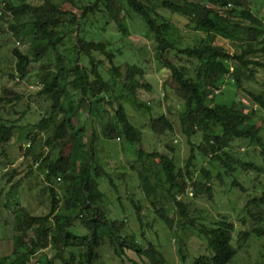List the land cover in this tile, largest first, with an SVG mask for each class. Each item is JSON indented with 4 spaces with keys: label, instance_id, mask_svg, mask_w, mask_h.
<instances>
[{
    "label": "trees",
    "instance_id": "1",
    "mask_svg": "<svg viewBox=\"0 0 264 264\" xmlns=\"http://www.w3.org/2000/svg\"><path fill=\"white\" fill-rule=\"evenodd\" d=\"M246 1L163 0L160 7L185 16L194 29L206 33L205 40L199 43L175 46V38L170 39L174 32L171 22L148 0H93L82 7L74 3L76 7L82 8L80 15L52 0H0V19L8 23L11 31L27 37L30 42L28 53L18 47L12 51L17 76L24 78L33 63L51 54L54 68L41 73V89L38 94L51 101L50 109L46 110L48 117L57 112L63 117L54 128L52 136L47 139L48 144L57 141L62 144L61 148H57V156L47 163L45 174L48 181L53 177L62 180L63 199L50 187V209L47 214L30 215L23 211L16 215L13 251L5 264H29L33 258H36L35 264H97V248L105 238L109 240L118 258L122 259L125 249L131 248L150 264H167L155 244L149 242L146 247L137 246L133 237L124 233V220L113 217L102 208L105 194L99 189V179L106 178L111 188L116 185L110 173L95 163L92 120L89 119L88 126L74 121L85 101L89 104L90 115L94 114L102 122V131L107 139L122 138L129 145L139 146L134 152L135 163L139 167L136 164L132 167L147 197H154L156 191L161 189L163 197L176 208V220L168 216L165 207L158 206L155 209L172 234H175V227L183 226L194 230L203 239L206 253L195 257L189 264H228L233 260L236 253L232 245L235 229L233 222L220 219L209 226L204 222L199 224L188 215L187 205L178 199L186 191L187 180L193 176L190 168L196 157L194 143L188 140L191 148L183 173L171 156L158 151H145L141 147L142 131L129 120L120 101L117 100L115 108L111 106L112 113L107 112L102 103L111 97L112 85L99 73L89 78V68L102 65L105 61L95 58V52L106 58L110 64L109 74L119 78L128 96L134 95L136 89L148 88L149 85L139 81L138 77L144 75L143 68L139 66L127 69L122 80V72L114 62L115 57L121 55V49L112 48L108 42L87 36L80 19L85 18L88 12L97 14L103 21L102 27L113 22L120 34L126 37L129 36L126 15L136 16L143 21L145 27L154 33L158 43V59L171 71V88L183 100L185 108L181 120L187 135L190 137L200 131L202 139L197 145L199 155L221 163L224 174L230 177L236 166L254 168L250 163H242L228 150L234 140L247 139L250 143H259L264 149L260 127L254 115L256 108L264 112V89L247 90L253 105H243L235 97L220 101L216 94L228 75L230 83L237 90L242 87L243 79H252L258 72L264 74V22L260 18L242 8L241 14L250 17L252 24L245 26V37L231 42L233 50L216 39H231L233 31H230V25L233 23L244 28L240 22L231 19L234 10L245 5ZM169 49L178 57H186L196 63L197 73L194 77L188 75L185 66L163 58L164 52ZM83 58L87 63L81 61ZM73 80L80 84L78 94L70 90ZM247 107L250 110H246ZM46 121L47 117H44L38 125L43 126ZM150 123L160 133L173 130L172 122L163 115L152 116ZM12 128L10 124H0V144L10 139ZM67 143L70 144V150L64 155L62 148ZM202 173L204 178L210 180L207 170H202ZM197 186L207 191L211 189L209 182L206 184L193 180L191 188ZM254 201L250 199L248 202ZM132 204L140 220V206L134 201ZM75 220L79 221L84 232L77 231ZM254 232L260 236L264 234V229L255 228ZM47 245L53 251L50 257L47 254L36 256L38 250ZM177 251L181 254L180 248Z\"/></svg>",
    "mask_w": 264,
    "mask_h": 264
},
{
    "label": "rangeland",
    "instance_id": "2",
    "mask_svg": "<svg viewBox=\"0 0 264 264\" xmlns=\"http://www.w3.org/2000/svg\"><path fill=\"white\" fill-rule=\"evenodd\" d=\"M52 1L80 15L82 8L76 7L74 3L82 7L93 0H75L74 3L70 0ZM148 1L156 5L157 11L171 22L174 32L170 39L175 38V46L192 45L205 40L206 33L194 29L185 16L160 7L163 0ZM242 8H246L251 15L264 22V0H247L245 5L237 7L231 20L240 22L244 28L241 29L233 23L230 25V31H233L231 39L216 37L219 43L231 50L234 48L231 42L246 36V27L252 20L246 17L245 13L241 14ZM102 22L97 14L91 12L80 19L81 27L87 36L108 42L112 48L121 49V55H117L114 62L122 72V80L127 69L139 66L144 70V75L138 77L139 81L141 84L149 85L148 88L136 89L134 95L128 96L122 89L119 78L109 74L110 64L106 58L95 52V58L105 61L102 65L89 68V78L99 73L112 85L111 97L102 105L107 108L108 113H112L111 106L114 105L115 108L116 103L120 101L129 120L142 131L141 147L145 151H158L171 156L183 173L191 143H194L196 157L194 165L190 168L193 176L191 180H187L186 191L179 195L178 199L187 205L188 215L199 224L204 222L209 226L220 219L233 222L235 229L232 245L236 253L228 264H264V234L256 236L254 232L255 228L264 229L262 146L259 143H250L247 139L234 140L228 150L242 163H250L254 168L236 166L233 175L226 176L221 163L199 155L197 145L202 139V133L197 131L195 135L190 137L187 135L181 120L185 106L181 97L171 88L170 69L157 57L158 43L154 33L136 16L125 17L128 37L121 35L113 22L107 23L104 27L101 26ZM7 24L0 19V97H3L0 100V124H10L13 128L10 139L0 144V264H5L13 251L15 235L13 225L16 215L23 211L30 215L47 214L50 209V187L55 189L61 200L64 194L62 180L53 177L48 181L45 176L47 163L57 156V148H61L62 144L61 141L48 144L47 139L52 136L54 128L63 117L58 112L48 117L46 110L50 109L51 101L38 94L41 89V73L54 68L53 56L51 54L44 56L40 61L33 63L27 75L19 78L15 71V57L12 51L18 47L28 53L30 42L27 37H21L11 31ZM262 24L264 28V23ZM163 58L185 66L190 76L194 77L197 73V66L193 60L178 57L173 50L164 52ZM81 61L87 63L85 59ZM230 80V75L226 76L219 91L215 92L218 100L225 101L235 97L243 105H253L247 90L264 89V74L260 72L252 79H243L242 87L237 90ZM79 89L80 84L76 80L71 81L70 90L73 94H78ZM245 109L250 110L248 107ZM161 115L172 122V131L161 133L155 131L150 118ZM254 115L264 143V112L256 108ZM44 117H47V121L43 126H39ZM89 119L94 126L92 148L95 163L110 173L116 185L115 188H111L106 178L99 179V189L105 194L102 208L113 217L124 220L123 231L133 237L137 246L146 247L149 242L155 244L161 250L167 264H189L195 257L206 253L203 239L194 230L179 226L175 227V234H172L167 223L156 212V207L162 206L167 210L169 217L175 220L178 217L176 208L171 201L163 197L161 189L156 191L154 197L145 195L137 173L132 167L136 164L134 152L139 146L129 145L122 138L107 139L102 131V122L96 119L94 114L90 115L89 104L85 101L77 111L74 121L88 126ZM27 134L28 137H25ZM87 138L91 139L89 136ZM62 150L64 155L68 154L70 144L67 143ZM136 166L138 168L139 164ZM202 170L209 172L210 180L203 177ZM193 180L206 184L209 182L210 191L201 186L191 188ZM250 199L255 201L248 202ZM132 201L140 206V220L136 217ZM156 201L159 202L155 203ZM74 226L78 232H84L78 220H75ZM179 248L181 254L177 251ZM97 251L99 254L97 264H150L145 257L139 256L131 248L125 249L122 259L118 258L107 238L103 239ZM52 253L50 246L47 245L39 249L36 256L47 254L50 257ZM35 260L36 258H33L29 264H35Z\"/></svg>",
    "mask_w": 264,
    "mask_h": 264
}]
</instances>
